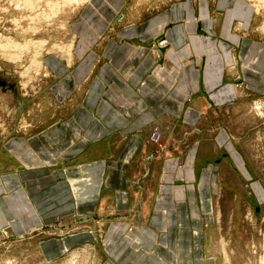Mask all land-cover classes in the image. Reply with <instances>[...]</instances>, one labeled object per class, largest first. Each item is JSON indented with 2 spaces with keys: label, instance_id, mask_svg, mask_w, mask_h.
<instances>
[{
  "label": "crops",
  "instance_id": "obj_1",
  "mask_svg": "<svg viewBox=\"0 0 264 264\" xmlns=\"http://www.w3.org/2000/svg\"><path fill=\"white\" fill-rule=\"evenodd\" d=\"M253 13L248 0H165L144 16L129 0L81 5L70 21V63L44 57L51 76L39 94L52 119L0 136V232L26 238L61 226L69 210L94 222L112 196L116 217L104 219L101 239L92 230L38 239L42 259L85 241L99 243L101 264H216L204 221L222 167L243 159L231 129L213 131L208 116L222 108L235 116L264 96V38L253 36ZM154 124L192 139L171 154L167 143L156 175L150 163L160 151L146 150Z\"/></svg>",
  "mask_w": 264,
  "mask_h": 264
},
{
  "label": "rangeland",
  "instance_id": "obj_2",
  "mask_svg": "<svg viewBox=\"0 0 264 264\" xmlns=\"http://www.w3.org/2000/svg\"><path fill=\"white\" fill-rule=\"evenodd\" d=\"M87 1L0 0V136L12 131L27 132L29 127L52 119L53 116L46 115L48 104L39 94L51 76L44 57L55 54L67 61L63 56L65 53L61 56L55 51L69 48L71 54L75 36L71 32L70 21ZM248 1L254 11L253 36L264 38V0ZM129 2L132 8L136 7V15L144 16L162 6L165 0ZM36 60L45 65V69L40 68L37 75L41 85L34 94L24 96V77L20 75V70L32 69ZM42 73H47V76ZM245 103L246 106L237 109L235 116L224 108L208 116V125L213 131L217 128L231 129L236 137V150L243 159L239 167L233 163L222 167V180H216L220 190L212 197L213 218H205L204 221L206 254L214 256L216 264H264V150L261 135L256 133L264 128V96ZM243 114L247 115L248 124L239 130L238 119ZM150 127L146 134V150L160 151L155 162L150 163L151 172L156 175L164 155L162 148L168 143L172 147L170 154L179 152L178 142L187 146L192 139L189 136L191 132L179 127L175 128L178 130H163L162 124V128H156L155 124ZM185 133L188 136L181 141L180 137ZM149 183L154 187L155 178ZM254 188L261 192L262 197L256 194ZM109 198L98 208L94 222H83L78 216L70 218L73 211L69 210L61 212V226L43 227L34 234H27L26 238L11 237L8 230L3 229L0 232V264H101L97 260L101 250L99 243L94 246L91 242H78L66 248L58 260L48 261L42 259L36 241L90 230L101 239L107 226L106 218H115L117 212L113 209L112 196ZM221 200L223 211L219 210Z\"/></svg>",
  "mask_w": 264,
  "mask_h": 264
},
{
  "label": "bare ground",
  "instance_id": "obj_3",
  "mask_svg": "<svg viewBox=\"0 0 264 264\" xmlns=\"http://www.w3.org/2000/svg\"><path fill=\"white\" fill-rule=\"evenodd\" d=\"M33 1V0H32ZM29 3V1H28ZM31 3V2H30ZM54 9V8H53ZM55 11V10H54ZM66 46V45H64ZM71 50V49H70ZM39 51V50H37ZM35 52V51H34ZM58 54H61V56L63 55L64 57H66L67 62L70 63L71 60V54L69 52V48L65 49V51H55ZM22 53V52H21ZM21 55V54H20ZM35 55V53H34ZM15 57V56H14ZM29 60V59H28ZM27 60V61H28ZM13 61V60H12ZM33 62V61H32ZM31 64V63H29ZM27 65V64H26ZM28 68V67H27ZM40 68H44L45 69V65L43 62L41 61H37L32 65V69H29L27 71L25 70H20V75L24 77V80H22V93L24 96H28V95H32L35 93V90L39 88V85H41L38 81H37V75L38 72L40 73ZM19 69V68H18ZM22 69V68H21ZM47 72V71H46ZM19 73V72H18ZM43 74V73H42ZM19 75V76H20ZM43 76H47V73L43 74ZM22 77V78H23ZM21 78V79H22ZM8 117V114H6ZM10 116V115H9ZM5 117V118H7ZM10 118V117H9ZM8 118V119H9ZM5 122V121H4ZM223 200L219 201L220 202V211H223ZM70 261V260H69ZM71 264V263H70Z\"/></svg>",
  "mask_w": 264,
  "mask_h": 264
}]
</instances>
